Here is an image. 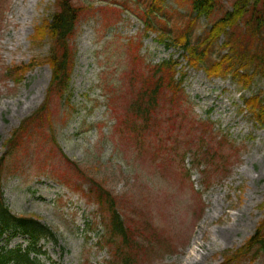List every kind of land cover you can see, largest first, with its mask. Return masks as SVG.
Wrapping results in <instances>:
<instances>
[{
	"label": "rangeland",
	"instance_id": "rangeland-1",
	"mask_svg": "<svg viewBox=\"0 0 264 264\" xmlns=\"http://www.w3.org/2000/svg\"><path fill=\"white\" fill-rule=\"evenodd\" d=\"M234 1H223L214 19L197 20L192 42H201ZM73 2L91 12L74 40L70 100L54 102L51 130L42 134L32 129L8 155L3 180L7 206L15 216L40 219L55 234L40 241L46 255L38 260L45 264H223L224 255L244 246L264 220V129L245 105L252 97L264 101L262 68L245 88L231 77H209L205 67L188 63L182 49L165 46L159 33L174 37L195 17L176 0ZM55 6L56 0H0V158L8 154L13 132L46 99L51 39L36 33L52 18ZM148 12L158 34L145 30L143 13ZM223 42L215 45L208 65L227 53ZM169 60L180 63L191 110L183 109L190 110V121L180 134L164 123L145 131L131 113L142 83L131 88L130 71L145 73L147 65ZM32 64L20 84L8 73L13 66ZM255 70L248 66L242 74ZM133 121L141 131L134 130ZM202 123L213 126L212 147L210 136L200 138L190 128ZM223 137L234 147L219 148ZM162 138L172 141L162 147ZM66 160L79 168L71 170ZM88 180L121 198L127 247L107 241L105 216L87 198ZM19 245L29 243L21 237L0 239V248ZM119 250L121 257H116Z\"/></svg>",
	"mask_w": 264,
	"mask_h": 264
},
{
	"label": "trees",
	"instance_id": "trees-1",
	"mask_svg": "<svg viewBox=\"0 0 264 264\" xmlns=\"http://www.w3.org/2000/svg\"><path fill=\"white\" fill-rule=\"evenodd\" d=\"M73 1L56 0L52 18L37 30L36 37L47 34L51 39L49 55L46 58L52 70L50 86L42 106L13 132L12 138L7 143L8 154L0 158V239L5 234L12 236L20 233L29 236L31 240V245L27 250L0 248V264H42L31 255L32 253H41L36 248L40 240L55 237L51 229L39 219L18 217L12 214L6 204L3 192L4 165L8 155H13L18 143L24 140L32 129L38 130L42 134H46L52 129L55 101L67 103L70 100L69 91L76 59L74 40L81 20L91 12V7L77 5ZM158 1L165 0H155L156 3H159ZM176 1L178 4L188 5L195 15L194 18L189 19L187 30L174 37H170L166 33H159L160 29L150 18L151 12H148L143 13L148 33H159L163 44L185 50L191 66L205 67L204 70L210 77H232L247 88L253 83V78L258 73L256 71L262 68L261 74L264 76V0H235L232 9L222 11V15L212 23L206 37L197 43L192 42L191 39L192 30L197 20L201 18L214 19L225 0ZM222 39L224 42L221 49L227 53L208 65V56ZM140 63L144 64L142 61ZM252 65L256 68L253 74H242V71ZM33 67L34 64L21 67L13 66L8 73L15 78L17 84H20L24 81L26 73L34 69ZM178 68L177 62L166 61L155 66L147 65L145 73H137L135 68L130 71L129 86L133 88L137 81L142 83L138 89L137 98L131 106V113L134 114L136 120L141 122L140 127L143 130H148V127L151 129L160 128L164 123V127L168 126L170 132L180 134L185 128V122L190 121L189 112L191 109L186 105L187 102L183 94L184 80L180 76ZM166 97H169L170 102L166 100ZM246 104L256 123L264 128V101L254 97ZM113 109L116 111V106ZM131 124H133L134 130L141 131L134 121ZM120 125L122 124L120 123ZM190 128L195 134L200 133V138L210 136L209 145L212 147L215 142L212 136L213 126L202 123L197 127L192 124ZM53 141L56 142V139L54 138ZM170 141L172 140L162 138L159 142L164 147L167 143H171ZM201 143L204 144V141L201 140ZM226 146H229V143L224 138L218 147ZM174 151L175 149H172L169 152ZM225 159L229 160L230 156L227 155ZM66 161L71 170L79 168L77 164ZM88 182L91 186L88 189L87 198L98 206L100 215L105 216L104 223L108 229L107 241L110 245L123 244L127 247L129 230H127L125 215L118 207L121 198L98 182L94 183L89 180ZM262 208L264 210V205ZM123 253L125 252L123 251ZM115 256L121 257V250L116 252ZM258 259L264 260V220L244 246L224 255L223 264H242L246 260L255 262ZM114 264H124V262L119 260V263L116 261Z\"/></svg>",
	"mask_w": 264,
	"mask_h": 264
}]
</instances>
